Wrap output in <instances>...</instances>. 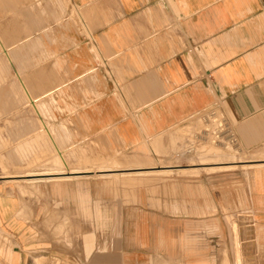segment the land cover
Returning a JSON list of instances; mask_svg holds the SVG:
<instances>
[{"label":"crops","instance_id":"crops-1","mask_svg":"<svg viewBox=\"0 0 264 264\" xmlns=\"http://www.w3.org/2000/svg\"><path fill=\"white\" fill-rule=\"evenodd\" d=\"M85 144L155 163L64 166ZM238 259L264 264V0H0V264Z\"/></svg>","mask_w":264,"mask_h":264},{"label":"rangeland","instance_id":"rangeland-1","mask_svg":"<svg viewBox=\"0 0 264 264\" xmlns=\"http://www.w3.org/2000/svg\"><path fill=\"white\" fill-rule=\"evenodd\" d=\"M226 143V156L227 161H238L242 159H249L253 157L252 155H248V153L244 151H238L235 144L233 142L227 141ZM231 143V144H230ZM233 144V145H232ZM221 148H217V152H220ZM76 158L72 157H65L64 158V166L68 167H87V168H110V169H121L130 166L136 165H145V164H154V159L147 154V157H137L136 156H129L128 154L124 153L121 149L119 151H114L112 153L119 154L118 158H103L100 154L99 150L95 147H92L89 144H85L82 148V152H80ZM217 159H222V157H217ZM52 164V160L50 162ZM53 165V164H52ZM60 165V168L63 170V167ZM130 171V170H129ZM236 263H240V260H236Z\"/></svg>","mask_w":264,"mask_h":264},{"label":"bare ground","instance_id":"bare-ground-1","mask_svg":"<svg viewBox=\"0 0 264 264\" xmlns=\"http://www.w3.org/2000/svg\"><path fill=\"white\" fill-rule=\"evenodd\" d=\"M227 141H230V142H233V144H235V141H234V137L232 136V134H230V132L228 131L227 133V137H226V142ZM231 144V143H230ZM232 144V145H233ZM232 161V160H231ZM126 172H130V171H126ZM73 172H70V171H67V172H64V173H60L61 175L59 176H72ZM108 175V174H107Z\"/></svg>","mask_w":264,"mask_h":264},{"label":"water","instance_id":"water-1","mask_svg":"<svg viewBox=\"0 0 264 264\" xmlns=\"http://www.w3.org/2000/svg\"><path fill=\"white\" fill-rule=\"evenodd\" d=\"M235 264H240V263H235Z\"/></svg>","mask_w":264,"mask_h":264}]
</instances>
